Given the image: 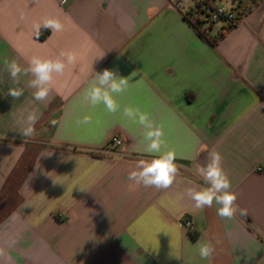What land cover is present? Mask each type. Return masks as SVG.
Segmentation results:
<instances>
[{
	"label": "crops",
	"instance_id": "0c3cea01",
	"mask_svg": "<svg viewBox=\"0 0 264 264\" xmlns=\"http://www.w3.org/2000/svg\"><path fill=\"white\" fill-rule=\"evenodd\" d=\"M199 1L0 0V264H264V0H239L234 27L201 25L213 44L188 19ZM45 18L64 30L35 37ZM34 56L66 63L44 101L30 74L14 83L3 63L27 68ZM104 69L129 77L114 114L83 99ZM125 107L149 114L163 151L176 153L168 189L129 186L136 162L152 157ZM28 112L39 119L23 138ZM84 116L90 125L77 124ZM113 133L122 145L111 146ZM213 150L237 195L231 219L187 195L207 187L196 166ZM197 242L214 247L209 259Z\"/></svg>",
	"mask_w": 264,
	"mask_h": 264
},
{
	"label": "clouds",
	"instance_id": "9594fccd",
	"mask_svg": "<svg viewBox=\"0 0 264 264\" xmlns=\"http://www.w3.org/2000/svg\"><path fill=\"white\" fill-rule=\"evenodd\" d=\"M33 27L37 38H39L41 30H50L51 34L64 30V25L55 18H45L42 23H34ZM61 56L66 57L67 64H74L76 61L74 53L62 52ZM3 63L14 83H19L21 75L28 76L30 74L32 76V79L28 81V86L35 90L32 94L35 101H44L47 98L54 74L62 75L66 68V63L62 59L52 60L35 56L29 60L27 68H22L15 60L9 62L5 59ZM128 88L129 77L119 76L113 70L104 69L102 72H95L94 78L83 94V99L93 108L102 104L108 113L114 114L120 110V105L115 97L127 92ZM23 91L22 88H11L8 95L18 99L23 95ZM123 116L144 129L140 141L142 147L138 150L152 157L151 159H139L136 162L135 169L127 177L131 182L129 186L154 187L158 190L168 189L176 181L179 168L175 163L176 153L171 150L163 151L164 131L162 127L150 120L149 114L142 112L139 107H125ZM38 119L35 112H28L20 132L23 138L34 135V126ZM52 123L55 125L56 122L52 121ZM91 123L88 116L77 120V124L81 126ZM196 174L207 187H202L200 190L193 188L186 190L187 195L195 202V208L203 209L211 207L215 203L219 205L216 214L221 218L231 219L238 210V205L235 204L237 195L231 191V181L222 167L221 154L215 150L211 151L208 162L205 165L196 166ZM241 215H246V212L241 210ZM197 243L199 244V242ZM213 252L214 247L210 243L199 244L198 254L201 259H209ZM177 258L179 257L177 256Z\"/></svg>",
	"mask_w": 264,
	"mask_h": 264
},
{
	"label": "built area",
	"instance_id": "2783aa9c",
	"mask_svg": "<svg viewBox=\"0 0 264 264\" xmlns=\"http://www.w3.org/2000/svg\"><path fill=\"white\" fill-rule=\"evenodd\" d=\"M62 1L64 2L65 0ZM196 13L202 21L209 24L219 21L223 24V26H225V28L236 26L242 19V13H240L237 8L234 7L227 9L222 5L217 6L214 5L212 0H200ZM109 142L112 147H118L122 145L123 138L120 133H113L110 136ZM180 222L186 231L193 230V222L187 215L182 216L180 218Z\"/></svg>",
	"mask_w": 264,
	"mask_h": 264
},
{
	"label": "trees",
	"instance_id": "16d2710c",
	"mask_svg": "<svg viewBox=\"0 0 264 264\" xmlns=\"http://www.w3.org/2000/svg\"><path fill=\"white\" fill-rule=\"evenodd\" d=\"M189 22L194 27L195 31L203 38L211 42L212 44L215 42L206 32L205 29L201 28L202 19L199 16H194L193 18H188Z\"/></svg>",
	"mask_w": 264,
	"mask_h": 264
},
{
	"label": "rangeland",
	"instance_id": "374dc122",
	"mask_svg": "<svg viewBox=\"0 0 264 264\" xmlns=\"http://www.w3.org/2000/svg\"><path fill=\"white\" fill-rule=\"evenodd\" d=\"M238 1L239 0H213V3H214V5H217V6L222 5V6L226 7L227 9H230V8H234V7L238 8ZM201 25L207 27L209 25V23L202 21ZM212 25L214 27H216V26L219 27L220 22L219 21L214 22V23H212Z\"/></svg>",
	"mask_w": 264,
	"mask_h": 264
}]
</instances>
